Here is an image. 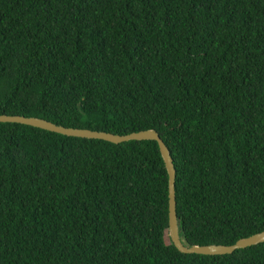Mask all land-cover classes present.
Masks as SVG:
<instances>
[{
  "label": "trees",
  "instance_id": "16d2710c",
  "mask_svg": "<svg viewBox=\"0 0 264 264\" xmlns=\"http://www.w3.org/2000/svg\"><path fill=\"white\" fill-rule=\"evenodd\" d=\"M0 115L155 130L184 246L264 232V0H0ZM167 228L156 142L0 123V264H264Z\"/></svg>",
  "mask_w": 264,
  "mask_h": 264
},
{
  "label": "water",
  "instance_id": "95a60500",
  "mask_svg": "<svg viewBox=\"0 0 264 264\" xmlns=\"http://www.w3.org/2000/svg\"><path fill=\"white\" fill-rule=\"evenodd\" d=\"M0 123L19 124L41 129L50 133L59 134L66 137L99 140L115 145L128 143L131 141H154L157 143L165 169L168 175V228L167 236L173 246L182 254L203 255V256H224L231 255L237 250L246 249L264 243V232L255 234L245 239L238 240L235 244L210 245V246H191L186 247L181 242L179 236L178 220L176 213V170L170 151L155 130H145L127 135H115L103 131H92L88 129L67 128L56 125L44 119L24 116L0 115Z\"/></svg>",
  "mask_w": 264,
  "mask_h": 264
},
{
  "label": "rangeland",
  "instance_id": "374dc122",
  "mask_svg": "<svg viewBox=\"0 0 264 264\" xmlns=\"http://www.w3.org/2000/svg\"><path fill=\"white\" fill-rule=\"evenodd\" d=\"M168 237V236H167ZM167 237H166V239H167ZM167 242H168V239H167Z\"/></svg>",
  "mask_w": 264,
  "mask_h": 264
}]
</instances>
